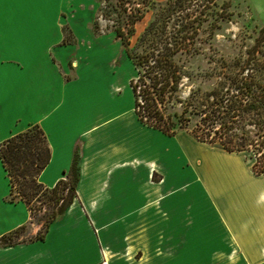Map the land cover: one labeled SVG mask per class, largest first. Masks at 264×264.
<instances>
[{
	"label": "crops",
	"instance_id": "obj_1",
	"mask_svg": "<svg viewBox=\"0 0 264 264\" xmlns=\"http://www.w3.org/2000/svg\"><path fill=\"white\" fill-rule=\"evenodd\" d=\"M91 7L0 0V142L38 125L48 188L77 158L70 204L41 239L0 246V264H264V172L244 151L140 123L136 69L113 33L91 34ZM9 188L0 162V236L34 233Z\"/></svg>",
	"mask_w": 264,
	"mask_h": 264
},
{
	"label": "trees",
	"instance_id": "obj_2",
	"mask_svg": "<svg viewBox=\"0 0 264 264\" xmlns=\"http://www.w3.org/2000/svg\"><path fill=\"white\" fill-rule=\"evenodd\" d=\"M186 0H168L156 16L144 27L137 39L135 47L139 52H133L128 47V40L123 32L117 28L115 36L121 41L126 55L136 69V76L129 81L133 96V112L137 120L164 134L172 135L179 130H186L198 141L212 144L226 151H252L254 160L251 171L255 174L264 172V84L253 82V72L246 70L244 74L235 77L230 90L220 97L211 99L200 108L190 107L189 114L198 115L194 127L187 129L185 122L172 121L163 114L166 105L178 101L175 92L179 85V73L174 61L178 52L191 49L192 36L195 27H185L184 8ZM136 16L132 22L138 19ZM174 18L171 28L168 21ZM189 23V22H188ZM244 125H251L257 131L256 138H248L243 132L234 133V129H242ZM236 138V139H234ZM74 150L72 161L64 177L58 180L46 191L55 194L57 189L68 185L67 191L59 192L56 199H60L56 208L42 220V231L37 230L32 239H41L50 221L60 215L74 197V185L77 179V158ZM250 158V156H249ZM49 148L42 130L36 124H31L24 130L11 135L0 142V162L9 182V192L6 201H22L29 214V202L39 192L40 184L33 179L34 174L47 163ZM25 225L0 236V246L10 245L22 240H12Z\"/></svg>",
	"mask_w": 264,
	"mask_h": 264
},
{
	"label": "rangeland",
	"instance_id": "obj_3",
	"mask_svg": "<svg viewBox=\"0 0 264 264\" xmlns=\"http://www.w3.org/2000/svg\"><path fill=\"white\" fill-rule=\"evenodd\" d=\"M167 1L91 0V18L87 28L92 35H115L114 30L119 28L128 40L131 51L139 52L140 47H135L138 37L149 21L166 6ZM181 13L186 22L181 33L189 26L195 27V33L191 49L174 56L180 77L175 92L178 101L166 105L163 114L175 122L180 121V118H188L184 121L185 127L191 129L198 115L189 114L190 107L200 108L211 96L220 97L227 93L239 74H244L246 70L252 71L253 82L264 84V5L251 4L249 0H186ZM138 15L140 17L132 22ZM173 20L172 17L168 21V29ZM123 94L124 106L128 107L127 94ZM179 131L188 133L186 130ZM233 131L235 134L243 132L248 138H256L257 131L251 125ZM212 145L218 146L216 142ZM245 154L248 158L250 156L251 162L254 160L252 151ZM33 179L40 184V189L29 202L30 222L37 225L36 231H42V220L60 202L56 196L59 192L64 194L69 186H61L53 194L45 190L48 187L38 181L37 174H34ZM28 228L24 226L12 240L26 241L33 237L36 231L30 234Z\"/></svg>",
	"mask_w": 264,
	"mask_h": 264
}]
</instances>
